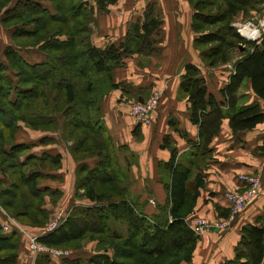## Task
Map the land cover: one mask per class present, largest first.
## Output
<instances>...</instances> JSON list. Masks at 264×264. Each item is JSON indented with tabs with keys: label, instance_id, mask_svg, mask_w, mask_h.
Listing matches in <instances>:
<instances>
[{
	"label": "trees",
	"instance_id": "trees-1",
	"mask_svg": "<svg viewBox=\"0 0 264 264\" xmlns=\"http://www.w3.org/2000/svg\"><path fill=\"white\" fill-rule=\"evenodd\" d=\"M40 1L25 0L5 12L4 21H10L14 30L4 56L16 67L17 81L14 92L0 93V96L11 97L6 106L0 102V113H7L8 109L2 108L10 106L12 123L22 118L34 129L59 130L63 138L66 134V139L72 142L71 149L76 156H97L98 160L91 168L86 163L78 164L76 175L77 189L94 204L73 208L64 223L39 236V242L58 249L72 244L79 249L84 240L97 242L98 253L63 260V264L189 262L198 236L185 218L202 184L199 175L195 177L193 190L189 189L191 165L177 161L176 152L172 150L165 163L171 173V181L166 185L168 201L160 206L156 215L140 211L127 191L98 107L103 80L110 77L111 68L124 54L141 48L143 39L158 27L160 19L147 9L142 20L118 46L96 47L89 40L92 15L86 0H47L54 12L44 8ZM190 1L194 9L191 18L196 33L194 47L202 62L207 67L232 65L228 81L219 90L221 101L208 93L197 65L186 64L180 77V90L187 94L190 103V120L199 127L194 150L201 153L225 115L233 132L251 129L264 119L257 103L237 106V91L246 80L250 81L255 95L264 99V35L256 40L245 39L233 22L242 13L259 12L264 1ZM97 2L103 6V0ZM7 3L8 0H0V7ZM216 5V10L207 11ZM23 49L36 51L40 58L29 62L21 52ZM237 50L239 52L234 54ZM68 68H72L74 74H67ZM21 71H27V77L20 74ZM101 75H104L103 80ZM79 114L81 119L71 121ZM5 124L8 125V120ZM14 128L11 131H16L17 122ZM2 129L3 126L0 127V171L10 182L7 185L0 181V207L29 231L43 227L48 212L43 208L47 190L39 186L42 169L47 161L57 165L59 155L26 154L31 145L4 143ZM19 244L17 232L5 233L0 224V264H17ZM263 263L264 227L244 226L234 257L223 264ZM34 264H51L50 257L37 256Z\"/></svg>",
	"mask_w": 264,
	"mask_h": 264
},
{
	"label": "crops",
	"instance_id": "crops-1",
	"mask_svg": "<svg viewBox=\"0 0 264 264\" xmlns=\"http://www.w3.org/2000/svg\"><path fill=\"white\" fill-rule=\"evenodd\" d=\"M24 1L8 0L0 11L1 40L7 29L10 34L14 30V25L3 23L5 12ZM86 1L92 15L89 40L96 47L118 46L142 20L147 9L160 19L158 27L143 39L141 48L124 54L111 68L108 79L103 80L104 75H101L103 88L98 98L101 122L111 138L127 191L139 210L156 215L160 206L168 201L166 185L171 181V173L165 163L172 150L176 152L177 161L191 165L189 189L193 190L196 175L202 182L185 218L187 224L195 218L208 221L226 218L229 202L225 192H243L246 188V182L239 181L238 176L246 174L259 178L258 190L244 210L227 228L198 235L191 260L180 264H223L231 260L241 239V229L247 225L264 227V119L251 129L233 132L225 115L218 130L206 142L205 151L196 152L194 146L199 127L190 120L188 96L179 87L184 67L190 63L197 65L208 93L221 101L219 90L228 81L232 65H221L212 80L213 76L194 47L196 33L191 26L194 10L191 1L103 0L102 7L97 0ZM40 3L54 12L51 2L41 0ZM256 16L251 19L257 23L262 15ZM9 33L7 31V36ZM262 34L263 31L260 36ZM7 43L5 38L4 45ZM26 50L21 52L29 62L34 63L40 58L36 51ZM154 92L159 93V100L151 113V122L137 123L129 112L131 103L144 102ZM237 96V106L257 103L264 113V99L255 95L249 80L238 89ZM24 129L26 136L17 137L15 143L30 144L26 154L59 155L57 165L49 161L45 163L39 184L47 190L43 208L48 212V219L58 211L70 213L77 206L93 205L94 202L77 189L76 175L78 164L86 163L91 168L98 160L97 156H76L71 149L72 142L64 140L59 130L31 127L20 130ZM0 181L7 185L10 182L1 171ZM42 230V227H34L30 231L41 236ZM96 245V241L84 240L75 253L76 257L87 258L98 253ZM63 260L50 257L51 264H63ZM34 261L29 256L27 243L22 240L17 264H34Z\"/></svg>",
	"mask_w": 264,
	"mask_h": 264
},
{
	"label": "built area",
	"instance_id": "built-area-1",
	"mask_svg": "<svg viewBox=\"0 0 264 264\" xmlns=\"http://www.w3.org/2000/svg\"><path fill=\"white\" fill-rule=\"evenodd\" d=\"M237 28V31L242 36H245L248 40H256L260 37L259 28H264V13L262 14L261 19L254 24L251 21H248L244 24L234 23ZM247 25L251 31H255L254 36H246L242 32L244 26ZM159 93L154 92L146 101L144 102H133L130 105V115L135 119L139 124H149L151 122V113L153 109L158 104ZM239 181L246 182V188L243 192H238L237 190H230L225 192L224 196L229 202V215L226 218L217 219L213 221H208L203 218H195L192 220L188 226L189 228L198 236L205 231H214L227 228L230 223L238 216L246 207L249 200L256 194L259 186V178L257 176L241 174L238 176ZM153 203L154 201L151 200ZM0 211L3 214L4 220L1 224L2 231L11 232L15 231L27 243V248L29 251V256L32 260H35L37 256L46 255L51 258H63L69 255L68 252H64L62 249L54 248L42 244L39 242L38 237L30 232L27 228L19 224L15 219L9 216L3 208L0 207ZM69 213L64 211H58L55 215L51 217V220L48 222L47 226L42 230V235L50 233L57 229L60 225L64 223L67 219Z\"/></svg>",
	"mask_w": 264,
	"mask_h": 264
},
{
	"label": "rangeland",
	"instance_id": "rangeland-1",
	"mask_svg": "<svg viewBox=\"0 0 264 264\" xmlns=\"http://www.w3.org/2000/svg\"><path fill=\"white\" fill-rule=\"evenodd\" d=\"M219 3H220L219 1L216 2L217 5ZM217 5L215 7L214 6H211L210 9H207V11H214V10H216ZM2 7H0V11L2 10L1 9ZM261 7L262 8L260 9L259 12H256L254 10H251V11H248L247 13L240 14L239 16L235 17V19L233 20V22L234 23L239 22V23L244 24V23H246L248 21H251L254 24H256V22L255 21H252L251 18L254 17L255 15L261 16L264 13V5L261 6ZM16 9L14 10L15 15L17 14V10ZM6 15H7V13H6ZM3 23L6 24L7 26H11V22L10 21H4L3 20ZM212 27H214V26H212ZM7 31L9 33V30L8 29H7ZM7 31L4 32V34L2 36V40L0 39V83L2 84V87H3V88L0 89V91H1L0 93H2V94L3 93H9L10 94L11 92H14L15 91L14 90V87H16V81H17L16 80V78H17L16 77V70H15L16 67L15 68L12 67L11 64H10V61L8 59H6V57L4 56V49L11 44L10 43V40L12 41V33L11 34L9 33L8 36H7ZM261 31H263V34L262 35H264V28L262 29L260 27L259 28V33ZM242 37L245 38V36H242ZM5 38L8 39V43L4 45ZM238 52H239L238 50L237 51H234V54H236ZM227 64H230V63H227ZM220 66L221 65H216L214 67H207L208 68L207 70L213 76L212 77V80H214V74H217L218 69H219ZM66 72H67V74H74L72 68L66 69ZM20 74H22L24 77H27V71L26 72L25 71H21ZM210 74H209V77H210ZM4 84H5V86H4ZM10 98L11 97H9V96L8 97H5L4 95H1L0 96V102L3 105L4 104H9L11 102V99ZM3 105H2V107H3ZM4 106H6V105H4ZM2 109H8V110H5L7 113H0V117H1L0 124L3 126L2 131L4 132V136H5L4 143H10V142L13 143V142H16L17 137H18V139L21 138V137L22 138L25 137L26 134H27V131L25 129L23 131L20 130V129L21 128H25V127L27 128L28 127L27 124H26V122L23 121L22 118H20V119L17 118L16 119L17 120L16 121L17 122V129H16V131H11L12 128L15 129L14 128V124L16 123V122L15 123H12V122H14V120L12 122L10 121L11 107L10 106H7V107H3ZM81 118H82V115L79 114L77 117L74 116V119H71V121H76V120L81 119ZM7 120H8V125L5 124V122ZM2 123H4V124H2ZM1 125H0V127H2ZM66 138H67V136H66V134H64V140L67 141ZM18 143H23V142H18ZM64 212H66V211H64ZM66 213H68V212H66ZM0 214H2V213L0 212ZM2 217H3V214H2ZM3 220H4V217H3ZM50 220H51V218L47 220V222L43 225L42 229H44L47 226V224H48V222ZM5 233H7V232H5ZM18 236H19L20 242L22 240L25 241L22 236H20L19 234H18ZM25 243H26V241H25ZM62 250H64V252H68L69 253V255L67 257H64V260H75V259H78V258H76L75 255H72L73 253H75L78 250V246L76 244H72V245L67 246L66 248H62Z\"/></svg>",
	"mask_w": 264,
	"mask_h": 264
},
{
	"label": "bare ground",
	"instance_id": "bare-ground-1",
	"mask_svg": "<svg viewBox=\"0 0 264 264\" xmlns=\"http://www.w3.org/2000/svg\"><path fill=\"white\" fill-rule=\"evenodd\" d=\"M242 32L244 33V35L249 36V37L254 36L256 34V32L251 31V29L247 25L244 26Z\"/></svg>",
	"mask_w": 264,
	"mask_h": 264
}]
</instances>
